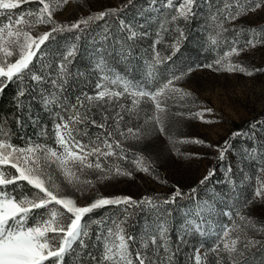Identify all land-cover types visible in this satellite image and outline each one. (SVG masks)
I'll list each match as a JSON object with an SVG mask.
<instances>
[{
    "label": "snow or ice",
    "instance_id": "1",
    "mask_svg": "<svg viewBox=\"0 0 264 264\" xmlns=\"http://www.w3.org/2000/svg\"><path fill=\"white\" fill-rule=\"evenodd\" d=\"M27 2L29 0H0V17L7 20V23H0V91H3L6 81H13L14 78L23 81L27 77L38 85H48V87L40 88L41 98L46 107L59 109L55 113L58 122L54 124L55 147L31 140L24 146L13 145L9 142L10 133L0 128V264H63L65 257L73 254L80 257L79 264H158V260H163L161 249H163V256L167 257V264H172L175 252L169 245L166 222H158L154 230L146 231L140 240L139 247H134L136 237L126 234L123 226L126 217L124 220L113 217L91 222L84 220V217L94 210L109 205L117 207L125 205L126 207L123 208L125 213L134 205L156 207L150 198L145 197L137 202L130 197H103L95 199L90 205L78 206L72 198L59 194L52 170L62 173L69 183H72L74 178L78 181L76 172H83L86 168L98 170L107 176L131 175V172L123 170L119 164L105 166L101 163L102 158L106 163L109 157L127 159L125 155L127 150L122 147V141L115 138L114 131L109 130V117L104 115L103 121L98 123L92 118L94 114L91 113V106L98 101L112 105L114 108L118 106L114 117L115 132L123 139H141V128L150 123L159 126V131L164 133L162 117L159 115L164 112L161 105L174 94H180L181 98L189 95L174 86L175 81L181 80L186 72L178 74L174 72L164 76L158 71L157 66L171 60V56L162 58L159 52L154 50L153 58L146 62L144 79L133 81L115 73L103 55L104 49H100L101 55L94 69V71L98 69L100 73L95 94L81 93L75 97L74 102L70 103L66 93L69 79L72 77L69 65L76 54V45L73 43L67 46L60 54L58 66L54 70L55 74L46 71L47 68L52 67L51 64H41L40 69L35 70L34 59L39 58L37 53L40 56L45 55L41 46L46 41L55 39L54 34L73 30L83 31L94 20L115 14V10L100 12L96 16L80 19L71 25H61L53 19L55 11L53 5L58 6L60 0H36L39 7L35 11L15 12L22 3ZM64 2L66 3L67 0ZM194 7H198L197 0H179L178 3L176 0H165V8L170 10L171 14L161 21V29L167 30L164 28L166 24H173L178 20L187 21L194 17L196 15ZM257 10H264V0H218L215 11L210 14L212 29L215 32V35L209 36L210 44L218 45L221 33L227 31L223 27V21H235L241 15L254 13ZM39 24H51L53 27L33 37L30 29ZM82 25L84 28L81 27ZM120 26L121 31L128 30L127 39L136 37L137 34L131 30L130 25L121 21ZM177 31L179 36L177 44L173 46L172 55L179 51V40L183 38V31L179 29ZM251 34L253 38L249 39L244 48L239 51L264 45V39H256L260 35L256 29H252ZM74 39L79 37L76 36ZM104 39H107V36ZM159 42V39L154 41L153 48ZM233 43L235 44V41ZM233 53H238L234 46L217 58L214 63L219 65V68L216 70L246 72L247 70L242 66L231 63L230 57ZM203 67L212 68L213 65L206 64ZM191 70L188 69L189 72ZM247 74L252 73L247 72ZM23 95L24 90L21 89L18 96ZM121 97L131 101L130 106L127 107L129 114L135 112L142 101L151 103L153 114L144 120V125L136 128L127 127L126 131H120V122L124 120L121 113L126 110L125 104L120 103ZM80 109L85 111L82 113ZM175 115L184 117L185 113L178 111ZM189 115L199 117L201 120L204 118L203 111ZM81 125L83 127H80ZM90 127L104 131L90 134ZM241 134L233 133V137ZM192 142L203 143L199 140ZM225 145L227 146V141ZM225 151L226 147L220 150L221 159ZM91 158H95L94 162ZM249 158L255 160L257 153L249 152ZM133 163L140 171H148V167L143 163V157H137ZM212 175L213 172H209L200 183L203 184ZM85 183H91V181H85ZM194 192L195 189H193ZM176 195H180L179 191ZM174 199L175 196L172 197L173 201ZM253 200L264 201V166L259 167L255 177ZM168 202L164 201V203ZM250 203L252 200L247 201L245 206ZM214 211L212 205L205 203L203 206H197L194 215L200 216L202 212L211 214ZM224 215L232 217L233 213L227 212ZM235 215L240 216V213L236 212ZM240 219L246 226L256 227L249 218L240 216ZM93 224L96 225L95 242L92 244V247L97 249L95 253L88 250V241L92 240L90 230ZM257 230L264 231V229ZM232 231L231 228L223 227L216 233L220 243L214 245L211 251L217 253V264H219L221 252L228 253L233 264H241L240 259L232 255L235 253L238 257H243L244 251L237 249L241 237L236 235L235 239H232L230 236ZM185 232L205 234L195 221L188 223ZM245 240L244 250L256 244V241L247 237ZM150 244L152 254L157 259H152L143 251ZM195 264H203L199 250H196Z\"/></svg>",
    "mask_w": 264,
    "mask_h": 264
},
{
    "label": "rangeland",
    "instance_id": "2",
    "mask_svg": "<svg viewBox=\"0 0 264 264\" xmlns=\"http://www.w3.org/2000/svg\"><path fill=\"white\" fill-rule=\"evenodd\" d=\"M122 1L124 0H67L65 3L64 0H60L58 6L53 5L55 7L53 19L67 20L75 14H86L93 10H101L109 5L119 6ZM176 2L178 3L179 0ZM204 2L205 0H197L198 7H194V11L201 7ZM38 7L36 0H29L27 3H22L15 12L35 11ZM163 7H165V0H137L135 4L128 7L126 15L130 23L141 26L144 19L150 20L159 15ZM263 21L264 10L249 12L235 20L237 24L243 22L249 36L241 47L234 46L238 53H233L230 61L232 64L245 68L246 72L216 70L219 65L214 63L215 60L224 55L225 52L230 51L232 47L221 54H215L210 62L196 60L188 68L192 69L190 72L188 69L183 71L186 72V75L181 80L175 81L174 86L189 95L181 98L180 94H174L161 105L164 109V112L159 114L162 117V126L165 128V125L169 123L172 128L169 132L165 130L164 133H161L159 126L154 123L144 125V120L153 114V107L150 110L147 103L142 101L140 104L143 107L142 119L138 121L139 124L137 125H144L141 128V139L119 138L122 141V147L127 150L125 153L127 159L112 157L107 163L101 159V163H104L105 166L107 164H119L123 170L131 172V175L113 174L107 176L98 170L86 168L83 172H76L78 181L74 178L73 182L69 183L62 173L54 169L52 170L53 179L56 181L59 194L72 198L78 206L90 205L95 199L103 197H130L137 202L145 197L150 198L156 207L141 205L144 209L142 212L144 215L143 236L146 231L154 230L157 223L161 221L167 224L169 238L172 232L186 233L185 229L188 223L195 221L201 226V231L205 233L204 235L198 233V235L212 246L220 242L217 240L216 233L223 227L233 229L230 233L232 239H235L236 235L243 234L247 239L256 241L254 246L259 244L264 238V231L257 230L264 229V201L252 199V203L247 204L249 210L245 214L238 211L240 216L249 218L255 224V228L246 226L240 216L228 217L224 213L230 212L229 205L232 198L237 194L238 175L242 176L244 181H250V178H253L255 185L258 169L264 166V160H262V156H264V45H257L254 48L248 47L244 51H239L244 48L249 39L253 38L251 30ZM0 23H7L6 18L0 17ZM52 26L51 24L36 25L30 29V34L37 37ZM131 30L137 34L132 26ZM128 35L129 32L125 29L124 31L120 30L117 37L104 31L103 34L89 37L86 46L82 49H92L93 53L90 54L89 58L93 69H95L97 60L101 55L99 50L104 49L103 55L115 73L133 81H142L145 77L146 62L153 57L151 59L137 58L136 64L132 51V39H127ZM105 36L107 39H104ZM256 39H264V33H260ZM66 48L67 46H61L58 49ZM41 49L44 50V53L45 49H52L51 42L45 43ZM160 56L163 57L161 54ZM14 58L15 56L12 59L14 60ZM206 64H212L213 67H203ZM247 72L252 74L248 75ZM21 83L25 85L24 95L19 96L23 99L21 103L28 104L31 103L30 101H34L37 110L36 115L33 112L34 109L30 108L31 104H28L27 115L31 118L32 125L39 126L35 136L30 140L55 147L54 124L58 122L55 115L57 111L54 110L55 108L46 107L43 103L40 88L44 85L20 81V86ZM20 90L21 87L17 91V95ZM66 95L68 97L71 93H66ZM120 103L128 107L131 101L130 99H122ZM205 109L212 111L206 112ZM178 111L184 112L185 116L177 117L175 113ZM201 111L204 112L203 120L194 115H189ZM43 114L46 118L50 117L49 130H47L46 124L39 125L38 123L37 117L40 121ZM65 118H67V114H65ZM178 124L182 126H177ZM236 132L242 133L239 135L241 137L240 144L236 149L229 150L228 155H224L221 159L220 148L225 145L227 137ZM196 140L203 141V143L192 142ZM25 143L19 146H24ZM145 146L153 149L152 153L162 149V152L153 158L156 162L152 160L154 165L147 172L140 171L133 163L134 159L142 157L139 151ZM117 151L119 150L117 149ZM240 151L246 152L248 156L246 165L249 169L240 163L238 156ZM251 151L257 153L255 160L249 158ZM91 159L94 162L95 158ZM143 163L146 166L144 159ZM209 172H213V175L201 184L200 181ZM101 176L105 178L100 179ZM85 181H91V183H85ZM193 189L199 192L196 197L190 198ZM177 191L180 195H176ZM174 196L176 200H186L188 205L177 212L166 209L164 201H168ZM205 203L212 205L215 211L211 214L202 212L200 216L194 215L197 206H203ZM114 207V205L104 207L106 214L100 213L96 217L94 210L86 215L84 220L91 222L110 215L111 209ZM124 207L126 206L121 205L119 209ZM113 218L118 219L117 212ZM227 219H230V223ZM171 248L175 250V248ZM196 250H199L202 259L203 247H196L194 258ZM162 257V261L167 263V257L163 255Z\"/></svg>",
    "mask_w": 264,
    "mask_h": 264
},
{
    "label": "trees",
    "instance_id": "3",
    "mask_svg": "<svg viewBox=\"0 0 264 264\" xmlns=\"http://www.w3.org/2000/svg\"><path fill=\"white\" fill-rule=\"evenodd\" d=\"M137 0H124L121 2L119 6L109 5L106 8L101 10H93L86 14L81 15H73L71 18L67 20H55L56 23L61 25H71L80 19H86L89 16H96V14L100 12H107L109 10H115V14L106 16L104 19H96L91 22L87 28L83 31L73 30V31H65L62 33H56L55 39H50L45 43L51 42L52 49H45V55L43 57L37 56L39 58L34 59L35 70H39L41 64H51V68H47L46 71L53 72L58 66L60 54L65 49H58L61 46H69L71 44L76 45V54L72 60V63L69 65V70L72 73V77L69 79L68 91L67 93H71L68 96V101L70 103L75 101V97L80 95L81 93H87L90 95H94L96 92V83L99 78V70L96 69L94 71L91 63H90V54L93 53L92 49H82L87 44V39L91 36H96L97 34H103V31L107 34H111V36H116L120 31V22L123 21L125 23L131 24L130 26L136 30L137 35L132 39V51L134 53L136 64L140 57L151 59L155 52H159L163 57L171 56V60L166 61L157 66L158 71L162 73L164 76L171 75L172 73H180L186 71L191 65H193L196 60L201 62L211 61L215 54H221L225 50L237 46L241 47L242 43L247 40L249 36V32L243 26V22L241 24H237L235 21H223V27L227 29L221 33V38L218 41V45L213 46L210 44L209 36L215 35V32L212 29V23L210 21V14L215 11V5L218 3V0H205L203 5L195 10L196 15L191 17L189 20H178L173 24H166L164 26L165 29H161L160 23L161 21L171 14L170 10L163 7L159 12V15L154 17L153 19H144L141 26L135 25L134 23H130L126 12L128 11V7L135 4ZM129 4V5H128ZM53 27V26H52ZM84 28V26H81ZM51 29V28H50ZM49 29V30H50ZM177 29L183 31V38L179 40V51L175 52V55H172L173 46L177 44V39L179 33ZM254 29L257 30L258 33H264V21L257 25ZM48 30V31H49ZM239 32V35H237ZM76 36L79 39H74ZM159 39V43L155 44L153 48L154 41ZM235 41V44L233 43ZM43 46V45H42ZM41 46V47H42ZM44 51V50H43ZM162 57V58H163ZM138 58V59H137ZM37 74L39 72L37 71ZM23 81L36 83L35 81H31L29 78H25ZM25 85L20 86V81L15 78L13 81H6L3 91H0V128H3L7 132L10 133V143L13 145H21L26 141L30 140L35 136V132L39 126L32 125L31 118L28 117V104L30 108H33V112L37 115L36 105L34 101H30L31 103H21L23 99L17 95V91L21 87L24 89ZM46 87V85H44ZM107 99V98H106ZM124 97L120 98V102ZM115 103V102H113ZM142 103V102H141ZM144 103V102H143ZM150 110L152 109V105L150 102L147 103ZM118 109L114 108L112 105H109L104 102H95L94 106H91V113L93 119H96L97 122L103 121V116L107 115L108 125L110 126L109 130L114 131V135L116 139L121 138L117 132H115V111ZM30 110V109H29ZM59 111V109H54ZM143 107L139 105L137 110L132 114L127 112V106L125 112L121 113L124 116V120L120 122V131L127 129V127H138V121L142 119ZM83 113L85 109H80ZM47 114V113H46ZM45 114V115H46ZM38 118L39 125L46 124L47 130H49V118L42 117ZM181 124V123H180ZM178 124L177 126H179ZM182 126V125H180ZM178 128V127H177ZM171 126L169 123L165 125V130L169 132L171 130ZM98 131H103V129H97L95 127H90L89 132L95 133ZM227 146L224 145L220 148L224 149L226 147V151L224 153L225 156L228 155L229 150H234L238 147L241 141V137L236 136L233 137V134H230L227 137ZM248 141V139H247ZM162 149H159L152 153L153 149L148 146L140 149V155L146 162V166L148 169L153 167V163L156 162L155 157L156 154H160ZM240 163L246 165L247 162V154L246 152L240 151L238 152ZM112 157H109L111 159ZM103 160V158H102ZM152 160H155L154 162ZM153 162V163H152ZM253 172V169H251ZM237 185V194L229 205V211L233 213L232 216H235L236 212H247L249 210V206H245L246 202L253 199L254 192V181L253 178L250 181H244L242 176L238 175ZM199 191H193L190 193V198H194L198 195ZM162 194V193H161ZM168 203H165L166 209L172 210L173 212L179 211V209H183L184 206H187L186 200H176L171 199L168 200ZM121 208V205L119 206ZM119 207L115 206L111 209V214L107 216H103L102 218L113 217V215L118 213V219L124 220L126 217V221L124 223L125 232L128 235L136 237V244L134 247H139L140 240L143 237L142 233V223H143V208L140 206H131L127 213L123 212V209H119ZM122 211V214H120ZM106 210L103 208L96 209L94 211L95 217L101 214H106ZM101 219V218H100ZM230 220V219H229ZM227 219V221H229ZM230 223V221H229ZM91 236L92 240L88 241L89 243V251L95 253L97 251L96 248L92 247V244L95 242V232L96 225H92L91 228ZM241 237V241L237 244V249L243 250L244 255L242 258L238 257L237 254H232L233 257L240 259L241 264H264V238L257 244L256 246H250L247 250L243 249V243H245V235L239 234ZM182 237V240L178 238ZM214 242V240H212ZM220 243V242H219ZM170 247L175 248L172 250L175 252L174 257L172 258V264H195L194 251L196 247H203V256L202 261L203 264H217V253L211 251L214 245H210L204 238L200 237L197 232H187L183 234L179 233H171L169 238ZM221 244V248H222ZM74 247H78V245H74ZM178 248V251H177ZM152 259H157L152 254V246L151 244L147 249H144ZM163 255V249H161V256ZM80 257L76 255H68L65 257L63 264H79ZM159 261V260H158ZM159 264H167L166 262L159 261ZM219 264H233L232 259L229 258V254L226 252L220 253Z\"/></svg>",
    "mask_w": 264,
    "mask_h": 264
}]
</instances>
